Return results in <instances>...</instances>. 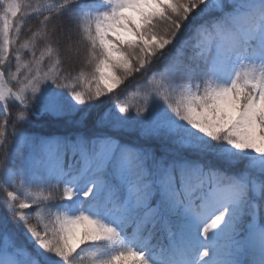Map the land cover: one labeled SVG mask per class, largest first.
<instances>
[{
	"label": "snow or ice",
	"instance_id": "snow-or-ice-1",
	"mask_svg": "<svg viewBox=\"0 0 264 264\" xmlns=\"http://www.w3.org/2000/svg\"><path fill=\"white\" fill-rule=\"evenodd\" d=\"M0 264H264V0H0Z\"/></svg>",
	"mask_w": 264,
	"mask_h": 264
},
{
	"label": "trees",
	"instance_id": "trees-1",
	"mask_svg": "<svg viewBox=\"0 0 264 264\" xmlns=\"http://www.w3.org/2000/svg\"><path fill=\"white\" fill-rule=\"evenodd\" d=\"M32 24L37 23V21L33 20L31 22ZM11 111L15 112L16 109L13 108L11 109ZM30 132H37L40 133L42 135H52V134H67L68 132L72 131L71 128H65L62 127L60 124H56V123H50V124H45V125H38L35 128H29Z\"/></svg>",
	"mask_w": 264,
	"mask_h": 264
}]
</instances>
